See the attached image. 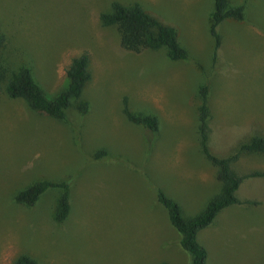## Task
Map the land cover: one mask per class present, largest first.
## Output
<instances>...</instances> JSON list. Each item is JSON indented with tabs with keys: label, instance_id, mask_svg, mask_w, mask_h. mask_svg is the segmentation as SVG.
Returning a JSON list of instances; mask_svg holds the SVG:
<instances>
[{
	"label": "rangeland",
	"instance_id": "374dc122",
	"mask_svg": "<svg viewBox=\"0 0 264 264\" xmlns=\"http://www.w3.org/2000/svg\"><path fill=\"white\" fill-rule=\"evenodd\" d=\"M113 2L139 3L178 27L191 60L172 62L163 49L123 50L117 30L99 21ZM230 2L245 4L246 19L219 28L223 69L212 75V0H0V55L8 68L29 67L48 97L65 85L73 58L86 52L91 72L73 101L89 102V113L80 115L74 103L69 124L0 93V264L22 254L39 264H191L157 197L163 192L193 218L220 194L199 146L201 87L209 86L214 156L230 157L264 136V0ZM125 99L131 113L158 118L156 134L127 120ZM101 150L107 156L96 159ZM231 169L264 173V157L244 155ZM39 180L69 185L64 223L52 220L57 190L32 209L14 201ZM236 196L256 205L230 206L199 232L207 264H264V177L244 180Z\"/></svg>",
	"mask_w": 264,
	"mask_h": 264
},
{
	"label": "trees",
	"instance_id": "16d2710c",
	"mask_svg": "<svg viewBox=\"0 0 264 264\" xmlns=\"http://www.w3.org/2000/svg\"><path fill=\"white\" fill-rule=\"evenodd\" d=\"M247 1V0H245ZM212 11L209 15V34L214 43L213 74L223 69L218 50L223 43V35L219 28L226 23L243 22L245 4L234 6L230 0H212ZM111 12L100 13L99 21L103 27H114L119 35L120 47L139 54L143 51L166 50L167 58L172 62H188L191 60L189 52L180 42V30L175 25H167L146 12L140 5L125 6L120 2L111 4ZM6 44V37L0 28V52ZM219 59V61H218ZM215 65L216 68H215ZM89 55L85 52L72 59L66 69V83L52 97L44 93L33 77L32 70L20 66L13 70L8 68L0 55V93H4L10 100H21L29 112L58 120L69 124L68 112L76 104L80 115L89 113L90 104L87 101L73 102L80 99L83 91L91 80ZM209 86L204 85L199 90L197 108V133L202 154L216 169V180L221 185L220 194L211 200L206 208L193 218H184L179 205L168 198L163 192L158 193V202L166 209L171 226L180 236V247L190 254L191 264H207V251L199 244L197 237L201 230L211 226L216 217L223 210L233 205H256L243 202L236 196L241 184L246 179L264 177L262 172H251L239 175L231 166L244 155H258L264 157V136H253L242 143L235 153L227 158L214 156L208 146L210 110L208 107ZM123 113L127 120L137 126L156 134L159 131L158 118L152 115L133 114L129 111L127 100H124ZM96 159L107 156L105 150L95 154ZM57 190L54 199L55 209L52 220L56 224L64 223L70 213V187L66 182H51L39 180L19 191L14 201L23 207L34 208L47 194ZM14 264H39L27 255H19Z\"/></svg>",
	"mask_w": 264,
	"mask_h": 264
}]
</instances>
